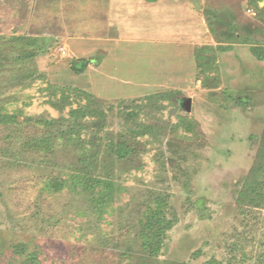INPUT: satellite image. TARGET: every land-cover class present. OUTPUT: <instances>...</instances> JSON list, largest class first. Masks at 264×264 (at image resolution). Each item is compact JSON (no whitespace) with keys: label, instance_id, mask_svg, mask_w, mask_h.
<instances>
[{"label":"rangeland","instance_id":"rangeland-1","mask_svg":"<svg viewBox=\"0 0 264 264\" xmlns=\"http://www.w3.org/2000/svg\"><path fill=\"white\" fill-rule=\"evenodd\" d=\"M145 1L157 32L119 31L110 0H0V264H264V203L240 197L264 138V0ZM159 197L176 223L151 258Z\"/></svg>","mask_w":264,"mask_h":264},{"label":"trees","instance_id":"trees-1","mask_svg":"<svg viewBox=\"0 0 264 264\" xmlns=\"http://www.w3.org/2000/svg\"><path fill=\"white\" fill-rule=\"evenodd\" d=\"M223 24V23H222ZM224 25V24H223ZM233 27L230 28L225 34V38H236V32L233 31ZM253 54L259 59L264 60V45L255 46L252 48ZM74 71L78 74L85 72L88 68V63L85 60H78L74 62ZM90 115V112L85 108H80L73 110L71 112L72 124L69 126L66 135L73 136V134H80L83 126L85 125V118ZM260 162L256 165L248 178L244 181L242 190L240 191V197L246 199L250 203L261 202L264 203V138L261 141V147L259 152ZM133 154L131 148L120 143L117 147L111 146L109 150V156L119 159L129 158ZM90 156L93 160H96L99 156L98 153L91 152ZM97 183V184H96ZM105 186L107 190L110 189L109 183L102 181H95V185ZM112 193H107L106 195L100 194V199L110 196ZM172 215L171 207L168 203L167 198L159 197L156 199V204L150 206L144 214V218L141 219L140 223V234L139 240H141L142 250L145 256L151 258H157L161 254L166 240L168 238V233L173 229L176 219H171L169 216ZM22 251L19 249L18 252ZM28 264H42L38 261L36 255L29 256Z\"/></svg>","mask_w":264,"mask_h":264},{"label":"crops","instance_id":"crops-1","mask_svg":"<svg viewBox=\"0 0 264 264\" xmlns=\"http://www.w3.org/2000/svg\"><path fill=\"white\" fill-rule=\"evenodd\" d=\"M121 1H125V0H121ZM136 3L139 5V8H135L137 11H135V9H133L132 7L128 6L131 10H133L129 16L126 17V13H124L122 10L119 11V7H120V0H110V9H109V17H110V21L114 26H117L118 30L121 31V25H128V31L130 32H142V31H150V26L154 25L156 26L155 32H157L159 29L161 30L162 27L158 26L159 23V18L155 19L153 21V19H149L148 17H141V15H143L145 13V10L148 8H151V6L156 5L158 2L153 3L154 5L146 2L145 0H135ZM160 4H163V0H159ZM124 6L122 5V8ZM126 8V7H124ZM187 8V9H186ZM194 6L192 4V6L187 5L185 6V10L189 11L190 9H193ZM184 9V8H183ZM190 12H192V10H190ZM156 21V25L155 22ZM127 26V27H128ZM132 28V29H131ZM126 31V30H125ZM143 32V33H144Z\"/></svg>","mask_w":264,"mask_h":264}]
</instances>
